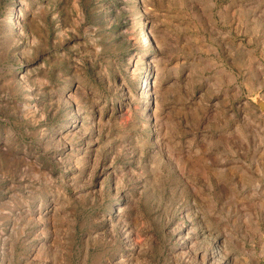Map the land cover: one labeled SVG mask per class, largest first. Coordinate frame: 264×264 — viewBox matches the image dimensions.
Segmentation results:
<instances>
[{"label":"rangeland","instance_id":"rangeland-1","mask_svg":"<svg viewBox=\"0 0 264 264\" xmlns=\"http://www.w3.org/2000/svg\"><path fill=\"white\" fill-rule=\"evenodd\" d=\"M0 264H264V0H0Z\"/></svg>","mask_w":264,"mask_h":264},{"label":"bare ground","instance_id":"bare-ground-1","mask_svg":"<svg viewBox=\"0 0 264 264\" xmlns=\"http://www.w3.org/2000/svg\"><path fill=\"white\" fill-rule=\"evenodd\" d=\"M148 24L149 21H147L146 18L140 17L138 23L133 27L134 35L138 39L137 42H139V47L141 48V51L138 53V55L135 56V58L137 59L134 65L135 68L133 70L134 72H137V70H140L138 69L139 65H142L141 68L143 70L141 73L144 82L139 87V90L140 95H142L145 100L143 105L146 107L149 105L151 106L154 102L156 103V92L159 90L160 87L158 69L155 63H153L154 61H150L148 59V52L150 50L149 45H153L155 39V35L148 31ZM202 232L204 233V230Z\"/></svg>","mask_w":264,"mask_h":264}]
</instances>
